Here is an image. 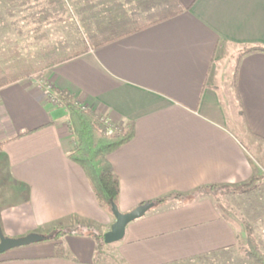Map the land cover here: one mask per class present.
Masks as SVG:
<instances>
[{"label": "crops", "instance_id": "0c3cea01", "mask_svg": "<svg viewBox=\"0 0 264 264\" xmlns=\"http://www.w3.org/2000/svg\"><path fill=\"white\" fill-rule=\"evenodd\" d=\"M39 1L2 9L0 20L23 13L11 26L38 32L37 40L70 4L88 38V48L47 71L45 82L113 125L134 127L131 140L108 155L119 179L117 207L126 213L142 203L153 206L127 224L114 245L119 262L260 264L249 257L247 238L251 234L264 253V199L242 200L237 208L244 205L246 213L236 222L210 192H194L212 184L251 196L264 190L253 180L264 178V53L243 54L264 47V0ZM176 7L182 10L167 19L105 42ZM232 60L229 72L225 64ZM225 81L233 85V106L243 119L236 123L239 131L256 140L251 150L230 128L220 89ZM50 97L31 79L0 87V160L14 184L6 193L11 201L0 206V229L18 238L86 223L103 234L114 217L68 158L67 112ZM16 189L21 198L13 201ZM176 193L188 198L155 203ZM60 240L63 256L54 255L57 241L45 249L35 242L9 250L19 252L0 264H98L92 236L65 234Z\"/></svg>", "mask_w": 264, "mask_h": 264}, {"label": "rangeland", "instance_id": "374dc122", "mask_svg": "<svg viewBox=\"0 0 264 264\" xmlns=\"http://www.w3.org/2000/svg\"><path fill=\"white\" fill-rule=\"evenodd\" d=\"M21 0H14L12 3H7L5 0H0V11L6 8L10 10V8H17V7H26L30 0H24L25 4L23 6L16 5L17 2H20ZM43 0H40L38 3L41 4ZM74 9L70 8V4H68V9L61 15L62 20L57 21L55 18H52L53 24L48 25L47 30L44 32L45 37L41 36L40 39L36 38V34L38 32H33L32 29H23L16 26H11V24L14 22L17 23L18 20H20V16L23 14H15V15H4L2 20H0V83L6 80L9 76L12 77H19L20 79H28L33 80L35 84L40 86V88L43 90L44 95L49 98L51 95V99H53V94L50 89L49 83L45 82L47 71L51 70L49 69H43L39 70V68L42 66V63L47 61L48 59L54 58L55 54H67L72 52H78L83 51L84 48L88 45L87 43V34L84 31H81L75 21L74 14L70 12ZM8 12V11H7ZM4 14V12L2 13ZM0 16H2L0 14ZM55 17H58L57 15ZM148 20H141L140 22H137L136 24H143L147 22ZM2 22V23H1ZM60 23V24H59ZM44 25H42L43 27ZM3 28V29H1ZM61 28V29H60ZM19 29V30H18ZM226 67H228V70L230 72V69L234 66V60H232L231 64H225ZM34 70V71H33ZM30 71H33L32 73H29ZM50 91V95L49 92ZM221 91L225 93L226 98V110L227 114L230 120H232L233 123L230 122V128L235 131L239 137L245 142V144L249 147V149H252V143H254L256 140L250 135H247V139L242 135V133L239 131L237 122H243L242 116L240 113H238L237 107H235V104L233 106L234 100V93H233V85L231 82L225 81L224 87L223 82L221 83ZM105 120V119H104ZM245 132V131H244ZM246 133V132H245ZM263 177V176H262ZM255 182V181H254ZM259 183L264 184V178L259 181ZM14 185L9 176L7 175V170L5 168L4 162L0 160V206H4L5 203H8V201H11L10 195L7 196V190L8 187ZM245 188V187H244ZM13 189V188H12ZM242 190V189H241ZM198 193L201 192H210L209 194L213 198V200L217 203V205L221 208V210L226 213L233 221L238 222L237 220L243 219L242 215L246 213V208L243 205L240 209L237 208V206H240L242 204V200H245V198H252V199H264V190L254 192V196H251L249 193H243L240 194L239 189L233 188V187H219L215 190H209V189H201L200 191H197ZM196 192V193H197ZM195 193V195H196ZM248 196V197H247ZM260 196V197H259ZM21 198V192L19 189H16V192L13 197V201H17ZM3 209V208H1ZM244 216V215H243ZM77 225V224H76ZM75 225V226H76ZM70 228H74L70 227ZM70 228H64V227H55L53 229H50L48 232H45L43 235H47V237H52L56 235L57 231L59 230V233L62 234L67 229ZM99 230V229H98ZM100 231V230H99ZM101 232V231H100ZM57 241L52 238H45L40 241H37L35 244H40L42 248H46L47 242L51 241ZM117 242H113L110 244H105L101 249V254H99V258L103 259L105 258L108 261V264H121L118 260V258L115 256L114 253V245H116ZM40 250V251H33L30 252V254L35 255L37 253H45L46 250ZM12 250V249H10ZM18 250V249H14ZM10 252H19V251H6L2 254H0V259L4 258L6 256H9Z\"/></svg>", "mask_w": 264, "mask_h": 264}, {"label": "trees", "instance_id": "16d2710c", "mask_svg": "<svg viewBox=\"0 0 264 264\" xmlns=\"http://www.w3.org/2000/svg\"><path fill=\"white\" fill-rule=\"evenodd\" d=\"M5 1L7 3H12L14 0ZM24 4V0H21L20 2H17L16 5L23 6ZM181 10V8L176 7V9L173 11L160 13L159 16H157L152 21H147L143 24H133L130 29L128 28L126 30L120 31L117 36L110 38L105 42L139 31L160 20L167 19L168 17L176 14ZM86 49L87 46L83 51L72 53L70 52L62 55L55 54L54 58L48 59L47 61L42 63V66L38 71L49 69L61 62L71 59L74 56H78ZM255 52L264 53V47L259 45L251 46L245 49L243 51V54ZM33 71H30L29 73H32ZM18 79L19 77L9 76L6 80L0 83V87L10 84ZM234 82L236 90V72L234 74ZM50 89L53 94V100L57 103V105L65 108L67 112V125L72 136V147L68 153V158L82 168L99 205L112 215L111 204L114 203L117 205L119 198V179L108 160V155L121 145L131 140V138L134 136L133 124L130 123L126 126L113 125L109 120H104V118L99 116L93 109L83 105L76 97H74L69 92L65 90L55 89L52 84L50 85ZM253 180L261 181V178H254ZM219 187L223 188L228 186L212 184L199 188L194 193L206 188L210 191H213ZM194 193L191 194V196L194 195ZM167 197H182L183 199L188 198V196H182L181 194L176 193L170 196L159 198L155 200V203L164 201L165 199H167ZM55 234L56 235L51 237L52 239L57 240V242L54 244L55 256H63L65 254L64 244L60 240L63 235L86 234L92 236L96 241L97 263L108 264V261L105 258L100 259L98 257L99 254H101V249L105 245V243L103 241V234L98 230L97 227L82 223L77 224L76 226H74V228L65 230L64 232H62V234L59 233V230ZM44 236L45 238H47V235ZM247 239L249 247V257L260 264H264V253L261 251L257 240L251 234L248 235Z\"/></svg>", "mask_w": 264, "mask_h": 264}, {"label": "water", "instance_id": "95a60500", "mask_svg": "<svg viewBox=\"0 0 264 264\" xmlns=\"http://www.w3.org/2000/svg\"><path fill=\"white\" fill-rule=\"evenodd\" d=\"M153 206L152 202L142 203L129 212L122 213L119 211L116 204H111V212L114 217V222L110 229L103 233V241L105 244H110L121 240L125 234V228L131 221L143 216L147 210ZM45 239V236L37 233H29L23 237L11 238L3 235L0 229V254L21 246H26L37 241Z\"/></svg>", "mask_w": 264, "mask_h": 264}, {"label": "built area", "instance_id": "2783aa9c", "mask_svg": "<svg viewBox=\"0 0 264 264\" xmlns=\"http://www.w3.org/2000/svg\"><path fill=\"white\" fill-rule=\"evenodd\" d=\"M47 91H48V89L46 90V92L45 93H47ZM49 92V95H50V91H48ZM51 96V95H50Z\"/></svg>", "mask_w": 264, "mask_h": 264}]
</instances>
